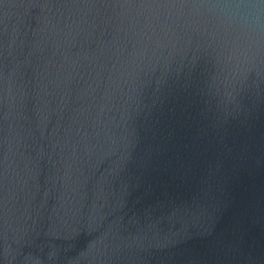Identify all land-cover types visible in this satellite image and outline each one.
<instances>
[{
	"label": "water",
	"instance_id": "obj_1",
	"mask_svg": "<svg viewBox=\"0 0 264 264\" xmlns=\"http://www.w3.org/2000/svg\"><path fill=\"white\" fill-rule=\"evenodd\" d=\"M0 264H264V0H0Z\"/></svg>",
	"mask_w": 264,
	"mask_h": 264
}]
</instances>
